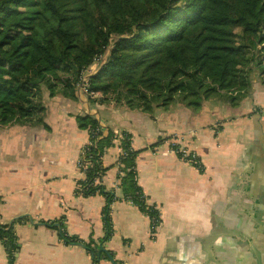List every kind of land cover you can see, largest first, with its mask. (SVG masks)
Here are the masks:
<instances>
[{"label": "crops", "instance_id": "0c3cea01", "mask_svg": "<svg viewBox=\"0 0 264 264\" xmlns=\"http://www.w3.org/2000/svg\"><path fill=\"white\" fill-rule=\"evenodd\" d=\"M41 126H0V222L14 223L19 249L13 264H113L93 262L82 245H67L59 231L39 224L63 218L66 232L99 244L106 229L102 196L76 194L82 148L89 134L76 118L95 117L109 131L132 136L137 183L148 205L160 213L151 220L122 198L118 188V144L103 157L102 179L118 200L110 207L112 236L101 243L116 264H245L253 236L264 226V84L254 78L249 96L237 107L204 102L195 113L182 104L150 114L125 105H91L78 89L77 100L44 97ZM201 162L199 170L169 151L181 136ZM27 218L26 221L19 219ZM100 247V245H99ZM0 264H9L0 242Z\"/></svg>", "mask_w": 264, "mask_h": 264}, {"label": "trees", "instance_id": "16d2710c", "mask_svg": "<svg viewBox=\"0 0 264 264\" xmlns=\"http://www.w3.org/2000/svg\"><path fill=\"white\" fill-rule=\"evenodd\" d=\"M254 78L264 84V0H0V126L47 128L44 97L76 101L78 89L91 105L147 114L176 104L197 113L208 101L237 107ZM76 121L89 134L76 194L105 198V235L85 243L66 232L63 218L39 224L58 230L67 245H82L97 263L114 257L101 246L112 236L110 207L118 200L102 185L110 148L121 150L112 167L120 166L122 198L152 220V234L160 213L137 183L131 134L104 135L89 115ZM15 221L0 222L9 264L19 249Z\"/></svg>", "mask_w": 264, "mask_h": 264}, {"label": "built area", "instance_id": "2783aa9c", "mask_svg": "<svg viewBox=\"0 0 264 264\" xmlns=\"http://www.w3.org/2000/svg\"><path fill=\"white\" fill-rule=\"evenodd\" d=\"M168 144H169V151L174 153L180 160H182L183 162L187 163L188 165L194 168H197L199 170L201 169L202 166L197 153L194 150L190 149V144H187L185 142L184 137H182V135L170 139ZM78 165L79 168L81 169L82 168L86 169L88 166V164L83 163L82 160H79ZM117 169L119 174L120 166H118ZM152 225L154 226L151 220V226Z\"/></svg>", "mask_w": 264, "mask_h": 264}, {"label": "water", "instance_id": "95a60500", "mask_svg": "<svg viewBox=\"0 0 264 264\" xmlns=\"http://www.w3.org/2000/svg\"><path fill=\"white\" fill-rule=\"evenodd\" d=\"M248 235L253 236V247L259 253L256 257L251 253L250 248H246V252L244 255L245 264H264V226L258 229L257 233L252 234L251 231H248ZM104 251V250H102ZM110 261L114 263L113 258L109 257Z\"/></svg>", "mask_w": 264, "mask_h": 264}, {"label": "rangeland", "instance_id": "374dc122", "mask_svg": "<svg viewBox=\"0 0 264 264\" xmlns=\"http://www.w3.org/2000/svg\"><path fill=\"white\" fill-rule=\"evenodd\" d=\"M202 168V167H201Z\"/></svg>", "mask_w": 264, "mask_h": 264}]
</instances>
